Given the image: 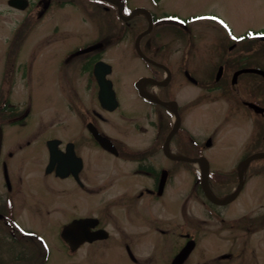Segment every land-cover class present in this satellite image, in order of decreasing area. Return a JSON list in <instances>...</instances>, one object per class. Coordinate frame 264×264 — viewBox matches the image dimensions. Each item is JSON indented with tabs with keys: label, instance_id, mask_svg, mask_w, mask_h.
Masks as SVG:
<instances>
[{
	"label": "rangeland",
	"instance_id": "1",
	"mask_svg": "<svg viewBox=\"0 0 264 264\" xmlns=\"http://www.w3.org/2000/svg\"><path fill=\"white\" fill-rule=\"evenodd\" d=\"M128 1L133 6L152 4L150 0ZM85 2L68 1L70 5L67 4L62 9H52L39 20L35 18L39 9L31 10V22L36 24L27 40L36 45L34 52L38 61L34 63L30 77L23 80L19 74L14 76L13 93L9 94L4 90L5 93L0 95V104L8 99L11 105L17 108L16 112L21 113L19 119H26L27 122L25 127L7 128L5 145L7 151H17L10 164L12 175L23 162L25 174L22 175L26 176L23 188L26 195L21 211L22 221L24 225L39 231L42 238L46 239L43 241L48 244L50 258L45 264H136L129 258L125 244L130 246L138 258V264H169L184 244L180 233L195 234L198 240L197 249L184 264H215L214 257L223 253L240 254V257L222 264H238L241 261L248 263L247 252L243 253L242 249L256 247L257 250L264 251V230L257 226L258 230L252 229L257 235L249 238L245 233V226L236 220L246 213L252 217L263 215L264 171L261 169L263 162H255L246 176L243 174L244 189L239 198L226 209L219 210L221 215L217 220L206 216L200 196L194 189L195 180L188 173H179L172 177L161 201L151 205L147 204L148 199L138 202L134 215V210L131 211L133 222L129 223L123 217L122 210L114 212L113 207H110L109 211L106 210V215L102 212L106 205L105 201H108L111 195H85L71 181H61L46 176L42 171L45 150L43 142H39L43 140L42 137L58 134L67 140H78L76 133H81L83 123L82 121L80 125L78 118L92 116L93 110L103 115L96 100L97 88H93L90 93L81 91V87L86 83V76L79 74V62H74V65L69 64L66 68L61 66V58L72 45H82L105 29L102 23L105 24L108 17L94 15L95 11L92 9H88L87 13L84 12L83 5L92 6L91 4L95 3V1ZM154 5L159 15L161 12H167L205 17L203 23L193 25L195 29L187 30L189 34L185 33L181 39L174 31L162 29H156L148 38L157 41V38L176 37L177 40L170 44L173 53L171 59H178L180 52L185 51L187 69L199 81L206 80L203 70L210 67V62L206 60L218 57V52H221L219 39L224 35L223 32L229 36L234 35L231 41L235 37L254 36L256 32L264 31V0H159ZM213 16L228 22L231 32L229 29H223L221 22H214ZM21 18L19 13L8 7L6 0H0V78L6 63L12 58L9 57L11 54H3L4 39L8 37L9 31L10 34L12 33ZM55 23L60 27L57 35L51 32V27ZM134 36L131 37L128 33L125 38L124 34L121 35L120 40L108 43L114 45L108 47L110 49L106 50L105 58L113 66L112 80L121 102V109L111 114L104 113L106 120L104 123L101 122V126L107 134L134 141L133 144L137 148H142L146 146L150 136L148 119L144 113L148 106L138 98L135 81L140 76L149 74L152 69L137 56L135 41L132 39ZM55 39L59 41L66 39L63 42L65 46L54 49ZM252 41L256 45L254 50L257 51L258 58L264 60V43L256 44L257 41ZM41 43L43 45H40ZM242 48L243 44L239 43L233 51L226 50L225 53L228 52V55L242 53ZM190 50L191 52L188 53ZM149 53L153 54V49H150ZM25 57L26 55H21V59ZM64 77L73 81L76 89L65 87L67 81H64ZM178 80L182 81V85L177 84L174 90L178 93L179 101L188 105L183 124L186 132L196 140L202 141V146L205 138L211 137L210 149L206 150L203 147L208 160L216 170H219V166L222 167L224 173H227L222 175H226L230 185L237 183L236 174H231V171L242 156L251 150V147L244 148L249 126L239 124V118L234 120L227 117L229 104L227 100L218 96L220 92L212 93L195 88L187 83L182 73ZM62 87H65V90ZM76 90L78 91L75 92ZM0 91L2 92V88ZM198 96H201V100L195 103ZM87 106L90 107L89 110ZM123 115L132 118L131 121H125ZM137 119L145 126V132L137 133L132 129L131 123ZM255 120L256 117L251 114L250 123ZM54 125L60 127L54 129ZM38 139L39 141L33 146L18 152L19 145L24 146L27 140ZM79 150L85 159V173L97 182L111 175L116 176L114 167L123 166L120 160L106 155L94 146L81 147ZM104 171H107V174H104ZM143 181L142 178H138L140 187ZM2 184L0 169V190ZM183 198L186 201L182 202ZM182 203H185V214L181 211ZM47 207L55 208L54 212L50 215L46 214L44 209ZM84 213H90L94 217L104 216V225L111 231L112 237L91 246H83L72 254L62 244L59 229L73 215ZM221 218H224V221ZM163 232L166 234H162ZM23 247L24 244L4 245L7 258H0V264H35V258H38L35 253L37 249L27 246V250L22 251ZM19 252H22V258L20 262L15 263ZM42 260L41 256L40 263Z\"/></svg>",
	"mask_w": 264,
	"mask_h": 264
},
{
	"label": "flooded vegetation",
	"instance_id": "2",
	"mask_svg": "<svg viewBox=\"0 0 264 264\" xmlns=\"http://www.w3.org/2000/svg\"><path fill=\"white\" fill-rule=\"evenodd\" d=\"M28 1L29 6L23 11L9 7L11 10L19 13L22 16V18L18 20V23H16L15 29L11 34L9 31L8 37L4 39L3 42V45L5 46V51L3 50V54H11L9 57H13L12 60L9 59V61L6 63L3 75L0 79V81H6L7 85L5 86V91L9 94L13 93L12 82L14 80V76L16 74H19V76L23 80H25V78L27 77H30L31 72L34 70V63L38 61L34 52L36 49V45L30 43L27 40V38H30V35L33 33L34 25L36 24V22H31V10L39 9L35 17L39 20L52 9L57 10L64 8L70 0ZM6 2L8 3V0H6ZM124 8L125 7L123 5L116 4H113L110 7L102 6L98 8L99 10L95 11L94 15L99 16L103 14H110L112 20L120 22L125 26L126 35L129 33L132 36L133 33H136L140 30V32L137 33L138 36L149 26V18L145 15V12L137 11L131 17H129L127 21L124 22L120 18V11H124ZM138 9L146 10L147 13H149L151 19L153 20V28L156 27L157 29L162 30H172L174 31L175 35H178V30L188 28L193 30L195 29L193 25H196L197 23H203L202 21L194 17V15L184 16L177 13L174 14L167 12H161V15H159L153 5L142 4L132 6V10ZM83 11L86 13L89 12V10L84 7ZM160 17H166V19L157 22ZM176 17L178 18L177 20H179L180 25L178 24V21L174 20V18ZM188 18L190 19L187 20ZM106 23L108 26L106 25ZM186 24L187 26H181ZM102 25L105 28L104 31H100L97 36L91 38L89 41L86 40L82 43V45H72L61 58V66L64 68H66L69 64H73L74 62H79V74H82V76H86V83H84V85L81 87V91H84L85 93H90L93 88H97L96 91L98 93V84L93 75L94 64L101 60L107 61L105 58L106 50L110 49L108 47H110L111 45H114H109L108 43H114L115 41H118L122 38L121 35L123 31L119 26L117 27L116 24L114 25L113 22L107 21L105 22V24L103 22ZM59 30L60 27L58 23L52 25L51 32L54 35H57ZM223 34L224 35H221L222 38L219 39V48L221 49V52H218V57L206 60L210 62V67H206L203 70V73L205 75V79L213 77L216 81L218 72L221 69L220 78L216 81L218 85L215 86V89H212L211 92H220V94L226 92L228 94L227 102L229 104L227 117L234 120L235 118H239V124H244L245 127L249 126V132L244 143V148L251 147V150L242 156L237 165L234 166L235 169L231 171V173L238 174V164L242 160L255 153H264V76L257 71H248L240 74L238 73L242 70L249 69L264 71V60H260L258 58V55L256 54L257 51L254 50V46L256 45H253L252 42L247 39H244L243 41L242 53L228 55V52L225 53V51H233L236 48L237 43L230 41L229 36L225 32H223ZM118 37L120 38L118 39ZM178 37L179 39L182 38L180 35H178ZM64 40L66 39H63V41L55 39L54 49H56V47L58 46H65V43H63ZM176 40V37L170 39L157 38V41H151L148 38L145 39V37L141 38L142 49H146L148 47L149 49H153L154 51L153 54L149 53L150 55H145L158 64L156 66L151 64L150 66H152L153 68L152 71L147 75L144 74L143 76H140L136 80L137 84L135 85V91L138 98L141 99L144 103H147L148 106L144 113L146 119H148L149 128H147L150 131V136L145 147L137 148L133 144L134 141L124 140L122 138H119L118 135L113 136L104 132L101 126V122L104 123L106 120V118L104 117V113L109 112L104 110L101 107L100 103L97 102L101 111L103 112V115L101 114V112L93 110L92 117L89 116V118L87 119L85 117L78 119L80 121V125L83 121L81 133H76L78 140H67L63 136H58V134H53L52 136L43 135L45 137H42L43 140H27L24 146L19 145L18 152L23 151L27 147L33 146L38 141L43 142V147L45 148V150L43 151L44 162L41 169L46 176H52L61 181H71L82 192H84L85 195H111L112 197L109 198L108 201H105L106 205L102 210V212H104V215H106V210H108V208L113 207L112 211L116 212L122 210L123 217L128 220L129 223L133 222V219L131 220V216L133 210V215L135 214V207L138 202H141L144 199H148L147 204L151 205L154 202L161 201L164 196L165 190L169 186L168 184L171 182L170 180L172 179V177H175V175L179 173L196 174L202 171V167L197 165L195 162H187L186 160H184L186 158L199 159L203 157L205 150L203 148L204 145L202 146V141L200 140H196L194 138L196 143L187 142V134L183 124L185 122L186 106L188 105L179 101V96L178 93L175 92L174 86H177V84L182 85V81L178 80L179 76L182 73L185 75L186 81L189 82L192 86L203 91L205 89L203 88L201 80L199 81L195 78V82H193L187 79V73L190 72L187 69L188 61L186 59L187 53H185V51L180 52V54L178 55V59H171L173 53H171L170 44L172 42H175ZM40 45L43 44L41 43ZM17 51H20V53H18ZM22 54L26 55V57L21 59ZM167 72H170L169 79ZM144 78H150L152 80L145 83L143 86L146 93L154 96L159 102H177L176 108L181 118V125L178 131H176L172 136L170 135L173 130L172 128L174 122L168 117V114H170L172 111L169 107H166L162 103L149 100L140 94L138 81ZM166 79H168V81L164 86H160L158 84ZM65 80L67 81L65 82V87H68V89L73 88V90L76 89L74 87L73 81L69 80L68 77H64V81ZM65 87L62 88H64L65 90ZM1 88L2 87L0 86V89ZM77 91L78 90H76L75 92ZM117 98L119 100V107L115 111L121 108V102L118 95ZM200 100L201 96H198L195 103ZM8 106L9 109L12 108L10 101ZM89 108L90 107L87 106V109ZM115 111L111 113H114ZM251 114L256 117V120L250 123ZM7 115H9V112H7ZM173 116H175L174 113L173 115H171V117ZM123 117L125 121H131L132 119L124 115ZM25 120L26 119L5 118L2 123L0 122L3 133L0 150V169L3 177V184L0 190V253H2L0 258H7V252L4 248V245H6L7 243H14L17 245L24 244L25 247L22 248V251H26L27 246L38 250H36L35 252L38 256V258H35V264H45L50 258V255L48 254V244L43 241L46 239L42 238V234H40L39 231L32 227L24 225L22 221L23 216L21 214V211L26 195V192L23 188L24 178L26 177L22 175V173L25 174L23 169V162L19 164L17 171L14 173V175H12L10 164L11 160L15 158L17 151H7V146L5 145V134L7 128L13 126L25 127L27 126V122H25ZM89 123H92L102 136L108 138L112 142L116 150H114L113 152L105 150L90 134L88 130ZM131 125L132 129L137 133H143L146 130L145 126L140 121H138V119L135 121L133 120ZM53 127L55 129V127L60 126L54 125ZM167 139H169L168 142ZM52 141H55V143H50ZM90 146L98 148L106 155L116 158L123 163L122 168L116 166L114 167L116 169V176L113 177L111 175L106 179L104 178L103 181L97 182L94 180V178L89 177L85 173V159L80 154L79 149L81 147ZM187 147L189 148V150L187 149ZM52 148L57 154V160L52 159ZM72 151L83 160L81 169L77 172V175H75L72 171L74 170L75 162L71 157L68 156V153ZM262 159H264V157H262ZM218 169V171L224 172L221 166H219ZM261 169H263L264 171V165L263 167H261ZM215 170L216 167L212 165V162H210L209 171L213 172ZM104 174H107V171H104ZM138 178H142L144 180L141 183V187L138 184ZM197 190L200 191V200L203 211L205 212L206 216L210 217L211 219L217 220L221 215L219 210H224L230 205L228 204L225 206H219L210 202L204 197L201 185L200 187H198L197 185ZM17 196H20V200L16 198ZM184 198L182 199V202H184ZM184 207L185 203H182L181 211L185 214L186 212L184 210ZM54 210L55 208L53 207H47L44 209V212L50 215L54 212ZM90 213H84L82 215L77 214L76 216L73 215L72 218H70L65 224L62 225L63 227L69 222L79 218L98 219L97 226L92 229V231L95 232L99 229L106 230L108 233L107 239L94 241L92 243L86 242L81 247L86 245L91 246L95 243L103 242L112 237L111 231H109V229L104 225V216L94 217L90 215ZM262 213L263 215L258 216V218H254L252 216L248 217L249 219H255V221L253 222L254 224L259 223L261 224L260 226L264 227V212ZM221 219L222 221H224V218ZM249 219H247V222H249ZM59 230L60 235L61 229ZM245 233L249 236V238H253L257 235V232L252 231L251 225L246 226ZM162 234L166 233L163 232ZM57 235L58 231L56 233V236ZM180 237L184 240V244L182 245V247L189 240L193 239L195 241L194 251L197 249L198 240L195 234L180 233ZM42 246L43 249H41ZM124 247L126 248L131 261L138 264V258L134 255L130 246L125 244ZM45 248H47V250H45ZM19 249H21V246H19ZM66 249L67 251H69L68 248ZM242 250L244 251L243 253L247 252L246 254L248 263L246 264H264V251H259L256 247H244ZM21 253L22 252H19L18 256L15 258V263L20 262L22 258ZM41 256L43 258L42 263H40ZM239 257L240 254L236 255L234 253H223L214 257V262L215 264H222V262L226 261L232 262ZM238 264L245 263L241 261Z\"/></svg>",
	"mask_w": 264,
	"mask_h": 264
},
{
	"label": "water",
	"instance_id": "3",
	"mask_svg": "<svg viewBox=\"0 0 264 264\" xmlns=\"http://www.w3.org/2000/svg\"><path fill=\"white\" fill-rule=\"evenodd\" d=\"M20 1L21 0H10L9 4L19 9H25L27 7L26 3ZM149 30H147L145 33H147ZM144 34H142L141 36H143ZM140 55L144 59L148 60L143 56L141 52ZM110 72H111V67L104 62H98L95 65V76L100 86V90L98 94L99 101L103 108L113 111L114 109H116L118 102L116 100L115 92L112 88V82L107 79V75ZM92 133L97 137L100 143H102L105 147H108V145H106V142L108 141L105 138L100 137L96 131L95 132L92 131ZM0 140H1V136H0ZM208 144H210V142H208ZM52 156L54 157L55 160H57L58 158L57 154L53 149H52ZM68 156L71 157L72 160L75 162L74 170L72 171L75 175H77V172L81 169L80 166L81 160L76 157L73 151L68 153ZM257 156L258 155H254L248 158L245 161V164H248L252 159H254ZM241 188H242V181L240 180L237 191H235V193L227 200H218L214 198L210 193H208L206 188H204V190L207 197L210 200H212L217 204L225 205L233 201L237 197ZM97 222L98 221L96 219H92V218L74 220L72 223L64 227L61 237L69 245L72 251H76L80 247V245L83 244L84 242H93L95 240L103 239L106 237V235H103V233H105V231L103 230H99L96 232L91 231V229L96 226ZM194 246H195L194 241L188 242L186 246L180 251V253L175 257L172 264H183V262L186 260L190 252L193 250Z\"/></svg>",
	"mask_w": 264,
	"mask_h": 264
}]
</instances>
